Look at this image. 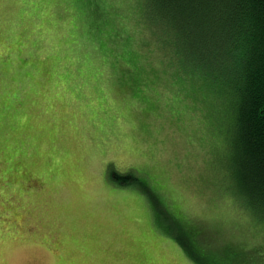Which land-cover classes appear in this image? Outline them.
Instances as JSON below:
<instances>
[{
    "label": "rangeland",
    "instance_id": "rangeland-1",
    "mask_svg": "<svg viewBox=\"0 0 264 264\" xmlns=\"http://www.w3.org/2000/svg\"><path fill=\"white\" fill-rule=\"evenodd\" d=\"M151 22L147 0H0V264H197L182 240L200 264H264L232 80L161 51Z\"/></svg>",
    "mask_w": 264,
    "mask_h": 264
},
{
    "label": "trees",
    "instance_id": "trees-1",
    "mask_svg": "<svg viewBox=\"0 0 264 264\" xmlns=\"http://www.w3.org/2000/svg\"><path fill=\"white\" fill-rule=\"evenodd\" d=\"M93 5L96 8L97 1ZM147 10L152 27L144 24L156 35L161 51H172L188 66L197 62L206 74L214 71L219 81L216 71L229 74L237 177L264 212V0H147ZM22 61L27 65L28 58ZM210 80L207 86L215 87ZM113 179L127 185L135 182L131 175L113 174ZM176 237L180 240V234ZM180 243L200 264L187 240ZM198 249L196 253L202 251Z\"/></svg>",
    "mask_w": 264,
    "mask_h": 264
},
{
    "label": "snow or ice",
    "instance_id": "snow-or-ice-1",
    "mask_svg": "<svg viewBox=\"0 0 264 264\" xmlns=\"http://www.w3.org/2000/svg\"><path fill=\"white\" fill-rule=\"evenodd\" d=\"M145 202L149 204L158 222L165 223L170 229L175 230L176 224L168 208L163 206L150 192L143 194Z\"/></svg>",
    "mask_w": 264,
    "mask_h": 264
},
{
    "label": "crops",
    "instance_id": "crops-1",
    "mask_svg": "<svg viewBox=\"0 0 264 264\" xmlns=\"http://www.w3.org/2000/svg\"><path fill=\"white\" fill-rule=\"evenodd\" d=\"M134 205H135V207H134L135 210H137V209H140L141 207H143L145 204H134ZM146 218H149V216H146ZM149 219H150V218H149ZM169 229H170L169 227H164V228H162L163 231H166V230L169 231ZM168 234H169V233H168ZM171 240H172V239H171ZM171 240L169 239L170 242H172Z\"/></svg>",
    "mask_w": 264,
    "mask_h": 264
}]
</instances>
